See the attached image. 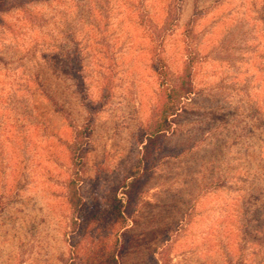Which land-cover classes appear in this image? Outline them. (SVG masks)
Listing matches in <instances>:
<instances>
[{
	"label": "rangeland",
	"instance_id": "obj_1",
	"mask_svg": "<svg viewBox=\"0 0 264 264\" xmlns=\"http://www.w3.org/2000/svg\"><path fill=\"white\" fill-rule=\"evenodd\" d=\"M10 2L0 264H84L74 189L124 199L121 229L95 236L118 239L119 264H264V0ZM188 86L142 162L169 89Z\"/></svg>",
	"mask_w": 264,
	"mask_h": 264
},
{
	"label": "trees",
	"instance_id": "obj_2",
	"mask_svg": "<svg viewBox=\"0 0 264 264\" xmlns=\"http://www.w3.org/2000/svg\"><path fill=\"white\" fill-rule=\"evenodd\" d=\"M10 1L11 0H0V10L1 8L6 7L7 3ZM157 52L159 51L154 49L156 59L162 61L161 54ZM169 91L170 92L165 96L158 108L159 119L156 126L153 131L147 135L146 142L143 145L144 151L141 159L142 162H150L154 158L160 134L171 128L172 118L181 108L182 98L187 97L190 94L191 89L189 86L186 88L171 87ZM90 124L91 123L87 122L83 129H81V133L85 130L90 132ZM83 140H85V137H83ZM81 145L82 143L79 144V146ZM122 186L131 187L132 181L126 183L125 179ZM71 198L78 211L74 222L77 227L76 233L79 234L78 240L74 241L72 245L75 250L82 248V245L85 247L82 262H84V264H119L118 239L115 240L114 244L107 243L104 241L105 239L102 240L101 238L99 242H96L95 239L100 231L101 234L104 230L108 232L105 227V223L107 222L113 223V225L118 223L117 230L121 229L122 221L125 219L124 213L126 205L124 199L118 197L117 194H115L110 200H104L97 195H93L88 201H86L76 192V189H74ZM111 230L114 231L113 228H111ZM86 238H90L89 246L84 245L86 242H83V240Z\"/></svg>",
	"mask_w": 264,
	"mask_h": 264
}]
</instances>
